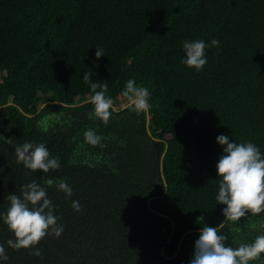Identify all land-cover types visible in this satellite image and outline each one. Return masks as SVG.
Returning <instances> with one entry per match:
<instances>
[{
  "label": "trees",
  "instance_id": "trees-1",
  "mask_svg": "<svg viewBox=\"0 0 264 264\" xmlns=\"http://www.w3.org/2000/svg\"><path fill=\"white\" fill-rule=\"evenodd\" d=\"M186 40L209 45L200 72L181 63ZM85 73L113 102L128 103L130 79L146 87L151 135L147 111L113 103L106 125L89 119ZM89 128L99 145L85 143ZM222 134L264 156V0H0V212L33 180L73 190L46 186L64 231L36 245L40 256L9 248L0 220V264H190L205 225L226 247L254 242L264 212L232 223L216 200ZM25 142L45 144L60 168L18 164Z\"/></svg>",
  "mask_w": 264,
  "mask_h": 264
},
{
  "label": "clouds",
  "instance_id": "clouds-1",
  "mask_svg": "<svg viewBox=\"0 0 264 264\" xmlns=\"http://www.w3.org/2000/svg\"><path fill=\"white\" fill-rule=\"evenodd\" d=\"M219 43L213 39L211 46L218 48ZM208 46L203 40L184 41L186 58L181 63L197 72L202 71L207 64L205 49ZM96 49L97 59L104 56L102 48ZM83 79L85 84L90 85L93 93L90 98L93 111L89 113V119H99L106 125L113 109L112 99L106 96L108 85L106 82H92L91 73H85ZM123 96L127 98L128 106L136 112L147 111L150 107L149 90L146 87H137L135 80L126 82ZM102 139L95 129L89 128L84 132L85 143L89 145L97 146ZM217 143L222 146L224 154L216 166L219 175L216 200L218 204L226 205L223 209L225 221L238 223L249 213L257 216L264 212V156L260 149L253 142H230L229 137L223 134L217 137ZM15 156L18 164L22 163L33 173L38 170L48 173L60 168L59 157L50 158V152L43 143L25 142L17 145ZM46 186H55L57 191L65 193L68 198L73 195V190L65 178L58 181L45 179L43 185L33 180L20 186L18 195L9 194L6 197L8 206L5 211L0 212V220L14 236V239L7 240L9 248L16 251L31 248L32 255L40 256L41 251L36 245L48 235L59 238L63 233L64 228L57 223L59 217L54 214L55 207L48 198ZM71 207L76 212L82 210L78 200H73ZM220 226H223V222ZM227 238V235L220 234L217 226L205 225L199 239L195 241L190 264H250L264 255V235H259L254 242L241 244L238 248L226 247ZM8 260L5 247L0 244V261Z\"/></svg>",
  "mask_w": 264,
  "mask_h": 264
},
{
  "label": "water",
  "instance_id": "water-1",
  "mask_svg": "<svg viewBox=\"0 0 264 264\" xmlns=\"http://www.w3.org/2000/svg\"><path fill=\"white\" fill-rule=\"evenodd\" d=\"M49 103H54V102H51V101L46 102L44 105H42V106L40 107L39 111H40L45 105H47V104H49ZM127 107H129V106H128V103L125 104V105H123L121 109H125V108H127ZM146 127H147V129H148V133H149V135H151V131H150V115H149L148 110H147V122H146Z\"/></svg>",
  "mask_w": 264,
  "mask_h": 264
},
{
  "label": "rangeland",
  "instance_id": "rangeland-1",
  "mask_svg": "<svg viewBox=\"0 0 264 264\" xmlns=\"http://www.w3.org/2000/svg\"><path fill=\"white\" fill-rule=\"evenodd\" d=\"M117 107L118 106H123V105H125L124 103H120V102H118V101H116V102H113Z\"/></svg>",
  "mask_w": 264,
  "mask_h": 264
}]
</instances>
